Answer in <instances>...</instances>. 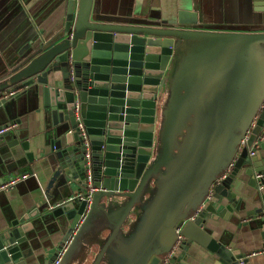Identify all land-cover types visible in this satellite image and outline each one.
Segmentation results:
<instances>
[{"label":"water","instance_id":"water-1","mask_svg":"<svg viewBox=\"0 0 264 264\" xmlns=\"http://www.w3.org/2000/svg\"><path fill=\"white\" fill-rule=\"evenodd\" d=\"M95 1L67 0L62 25L58 27L54 22V28L30 36L4 73L0 91L14 88L32 94L30 98L36 100L37 111L46 112L52 120L56 179L61 180L63 188L80 186L82 196L86 197L91 175L93 199L97 189L143 193L149 181L146 179L156 174L161 118L166 116L170 124L161 157L167 184L160 186L157 197L146 208L144 215L149 220L137 237L139 252L147 250L164 225L167 245L157 246L149 264H179V252L187 251L192 243L217 255L219 264L249 263L239 250H230L224 239L215 236L217 227L211 222L235 220L239 225L244 217H250L264 231V193L250 196L261 205L244 214L247 205L236 194L234 185L242 168L253 178L252 185L258 181L255 175L264 174L261 151L258 149L250 156L255 140L264 130V92L260 118L247 145L239 150L230 174L215 185L212 195L205 200L212 184L208 186L205 202L198 203V207L203 205L198 214L173 220L183 193L195 184L199 174L200 167L190 157L194 141L227 109L241 104V84L249 72L257 80L254 66L248 64L256 46L264 45V34L206 30L190 0H162V6L147 12L136 6L133 13L132 5L128 18L121 21L98 15ZM248 1L254 11L264 15V0ZM184 42L190 43L188 62L206 63L211 59L202 70L196 93L211 85L222 95L232 97L217 113L218 98L195 94L192 103L182 102L180 76L185 65L173 79L170 108L163 112L173 55ZM17 96L10 100L9 112L19 106ZM191 112H195L194 117L187 124L185 119ZM171 119L180 127L170 129ZM11 121L2 126L15 120ZM183 132L186 135L180 142ZM22 147L30 162L37 158L29 151L28 142ZM39 151L43 155L44 149ZM176 151L180 152L179 157L175 156ZM4 181L0 178V184ZM260 181L264 184V178ZM63 201L43 214L35 206L10 222L9 228L0 233V264H28L34 255L27 250L29 246L25 248L26 243L42 222L55 218L67 229L54 257L46 262L53 264L77 230L87 205L84 199ZM162 252L168 253L166 258L161 256Z\"/></svg>","mask_w":264,"mask_h":264},{"label":"crops","instance_id":"crops-1","mask_svg":"<svg viewBox=\"0 0 264 264\" xmlns=\"http://www.w3.org/2000/svg\"><path fill=\"white\" fill-rule=\"evenodd\" d=\"M95 3L98 6V15L120 21L121 18H128L127 13L132 5L133 13L137 5L138 9L146 12L155 6H162V0H96ZM190 5L192 10L198 13L199 19L204 21L202 27L206 30L264 34V15L254 11L248 0H190ZM66 8L67 0H0V82L6 77L4 73L17 59L19 50L28 43L31 35L54 28V22H57L58 27L62 25ZM189 48L190 43L184 42L173 55L170 85L167 89L169 95L163 112L166 113L170 108L173 79L185 65L180 76L179 93L182 102L192 103L195 94L218 98L220 105L215 112L217 113L226 104V100L232 97L222 95L211 85L204 86L196 93L203 77L202 70L208 66L211 59L206 60V63L197 60L188 62ZM250 59L248 65L254 66L257 80L252 73L249 72V76V73L247 74L241 84V93L244 94L241 104L227 109V113L218 121H214L194 141L190 157L194 158L195 165L200 167L199 174L195 184L183 193L173 222L179 221L182 216L189 219L198 214L203 206L198 207V203L204 200L208 186L228 172V175L230 174L232 163L239 156V150L243 149L241 140L251 128L259 109L264 107L263 105L259 108L264 92V45L256 46V51ZM216 60L214 67L218 64V59L215 58ZM11 89L0 91V94ZM249 89L251 92H247ZM24 92L23 89L19 92V106L10 112L8 108L12 107V104L9 103L13 98L6 100V103H0V126L12 122V119L17 124L14 130L0 136V178L6 181L15 176H29L8 191L0 192V233L9 228L10 222L21 218L22 214L35 206H39L43 214L58 206L61 201L83 192L78 185L63 188L61 180L56 179V165L52 157L51 117L44 111H37L36 100L30 98L32 94H23ZM194 113L188 114L185 119L187 124L194 117ZM169 124L166 116H162L158 156L156 161L153 160L158 166L156 174L146 179L149 181L143 193L95 190L87 220L72 236L68 254L61 264H149L157 246L167 245L168 234L164 225L143 253L139 252L140 239L137 237H140L139 231L149 220L145 219L146 208L157 197L156 191H160V186L167 184V180H164L165 169L161 156ZM175 127L180 126L171 119L170 129ZM185 135L186 132H183L179 137L180 142ZM261 136L264 144V130ZM25 142L29 143V151L37 157L32 162L28 160L22 147ZM39 148L44 149L43 155ZM259 150L264 157V148L260 147ZM179 155L180 152L176 151L175 156ZM245 171L246 168L239 171L234 183L235 189L238 190L235 191L236 194L247 205L244 214L258 209L261 205L258 201L253 202L254 199L250 196L264 193V184L257 178L258 175H255L258 181L252 185L253 178L246 175ZM207 197L205 200H208ZM211 224L217 227L215 236L224 239L230 250H239L244 258L249 260L247 264H264V231L257 226L255 218L244 217L239 225L235 220H220ZM64 229H67V226L64 227L55 218L42 222L35 235H32L31 241L25 245V248L29 246L27 250L33 251L34 255L28 264L50 262L63 239ZM167 254L162 252L161 256L166 258ZM178 255L179 264H219L217 255L195 243Z\"/></svg>","mask_w":264,"mask_h":264},{"label":"built area","instance_id":"built-area-1","mask_svg":"<svg viewBox=\"0 0 264 264\" xmlns=\"http://www.w3.org/2000/svg\"><path fill=\"white\" fill-rule=\"evenodd\" d=\"M20 91L21 90H19V89H11V90H7V91L1 93L0 94V103L5 101V100H9V99L14 98L15 96H17L19 94ZM260 114H261V110L256 114L251 128L246 132L245 137L241 140L240 143H241V147L242 148H244L247 145V143H248V141H249V139L251 137L252 130L256 126L257 121L260 118ZM16 127H17L16 123H9V124H7L5 126L0 127V136H3L4 134H6L7 132L13 130ZM262 142H263L262 136L258 137L255 140L253 148L250 150V156H254L256 154V151L261 147ZM234 164H235V161L231 165L232 168H233ZM228 173L225 174L220 180H217L216 183L212 184V187L210 188L211 189L210 190V194L208 195L207 199L212 195L213 188L215 187V185L217 183L221 182L223 179H225L227 177ZM28 177H29L28 174H25L22 177L15 176V177H12V178L4 181L3 183L0 184V192L1 191H8L9 189L15 187L19 182H21V180H25ZM257 178L259 180H261V179L264 178V175L263 174H259ZM88 184H89V188H88L86 197L82 196V194H79L76 197L69 198V199L63 201V202H70V201H75L76 199H84V200H86L87 205H86L85 213L83 214V217L81 219V222H80L78 228L87 220L88 214L91 211V207H92L94 189L91 187V175H89V177H88ZM61 204L62 203L58 204V206L61 205ZM58 206H56V207H58ZM54 208L55 207H52L51 209H54ZM180 232L181 231L179 229L177 231V234L179 235V239H181V235H180L181 233ZM71 242H72V238L62 248V250L60 251L59 256L57 257V259L54 261L53 264H61L62 260L64 259V257L66 256L67 252L69 251V247H70V243ZM262 252L264 253V251H262ZM170 256H171V254H170Z\"/></svg>","mask_w":264,"mask_h":264},{"label":"rangeland","instance_id":"rangeland-1","mask_svg":"<svg viewBox=\"0 0 264 264\" xmlns=\"http://www.w3.org/2000/svg\"><path fill=\"white\" fill-rule=\"evenodd\" d=\"M139 5H137V8H138ZM143 9V8H142ZM140 12V11H139ZM156 193H158V191H156Z\"/></svg>","mask_w":264,"mask_h":264}]
</instances>
